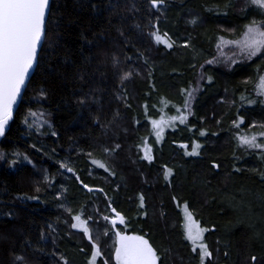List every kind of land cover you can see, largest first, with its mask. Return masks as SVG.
<instances>
[{
	"label": "trees",
	"instance_id": "16d2710c",
	"mask_svg": "<svg viewBox=\"0 0 264 264\" xmlns=\"http://www.w3.org/2000/svg\"><path fill=\"white\" fill-rule=\"evenodd\" d=\"M50 10L43 58L0 139V264H63L61 256L90 264L94 244L101 249L96 264H116V230L144 235L158 249V264H200L184 236V204L209 229L211 264H264V158L237 139L264 124V103L255 95L264 54L235 66L207 63L224 44L220 37L264 20L261 10L250 0H165L159 8L151 0H52ZM149 21L175 41L171 49L149 35ZM200 83L193 115L166 131L159 147L151 144L156 110L184 104ZM30 109L44 114L49 132L23 123ZM148 144L153 161L142 155ZM197 144L199 155H188ZM111 208L124 225L113 228ZM76 214L91 240L71 226Z\"/></svg>",
	"mask_w": 264,
	"mask_h": 264
},
{
	"label": "snow or ice",
	"instance_id": "6c2138e0",
	"mask_svg": "<svg viewBox=\"0 0 264 264\" xmlns=\"http://www.w3.org/2000/svg\"><path fill=\"white\" fill-rule=\"evenodd\" d=\"M151 4L155 8H159L165 4V0H151ZM250 4L258 7L261 13L264 14V0H250ZM228 5H225L227 7ZM213 10L212 8L208 9ZM218 10V6H217ZM50 14V0H0V137L5 136L6 129L9 127V122L13 120L14 109L18 108V101L23 100L22 91L26 89L27 83L30 82V72L34 69V66H39L40 60L43 58V47L47 40V27L46 17ZM192 24H196L197 20L193 19ZM155 30L151 31L149 35L154 38L157 44H164L167 48L171 49L174 46V42L165 32L160 33L159 28L149 21ZM139 27V25H137ZM222 43L233 44L240 50V55L247 60H251L258 55L264 54V20L257 21L252 19L248 24L244 26L242 38L237 40L225 41L223 37L219 38ZM188 47L186 43L182 45ZM219 48V46H218ZM264 58V56H262ZM216 62V59L207 61L212 64ZM234 62V61H233ZM131 73H125L121 76V81L128 79ZM203 78V77H202ZM209 83H211V77H207ZM196 89L187 91V98L184 100V107L189 109L190 113V101L193 98V93ZM256 95L261 98V102L264 103V75H258V83L255 86ZM44 95L43 90L41 92ZM245 100V97H241ZM86 101L81 99L80 104H84ZM247 103H257L254 99H247ZM38 114L31 109L28 112V116L36 117ZM43 116V113L39 114ZM180 120V123H184L187 119L183 114L178 117H172V120ZM46 122V121H45ZM23 123L32 127L29 124V120L25 117ZM153 128L156 130V137L159 138L163 131L164 120L161 118L159 121L153 119L151 121ZM243 123V117H239L238 121H233L234 126L239 129ZM42 126V125H41ZM264 128V124L260 125ZM205 132H201L200 135H205ZM55 136L56 132H52ZM258 136L264 137V132L260 133H244L238 134L237 139L239 144L247 146V149L264 150V142H258ZM187 148V145H182ZM33 149H36V145H32ZM119 148V145H116ZM200 145L197 144L192 152L188 155H199L197 149ZM40 151V149H36ZM105 151H112L105 149ZM55 152V149H52ZM150 147L144 148V159L151 160ZM15 156H21L23 154L19 152L13 153ZM91 156V153H88ZM262 158H264V151L261 152ZM6 154L0 152V160H4ZM23 159L28 163H32L27 155H23ZM17 161L14 159L11 161L12 165H15ZM61 168L66 169L68 172H73V168L69 166L67 162H58ZM93 164H98L100 168H105L104 163H100L97 160H92ZM213 168H219L220 165L213 163ZM171 169H169V172ZM239 171V169H237ZM115 173H113L114 175ZM264 178V173H261ZM79 179V177H76ZM47 180V177H45ZM81 183H83L81 181ZM85 188H89L87 184L83 185ZM40 189L37 188L36 191ZM89 191H92L89 188ZM100 191H103L102 189ZM28 199H38V197H27ZM264 199V196L260 197ZM143 202V196L140 197ZM71 212V209H66ZM81 209V213H82ZM111 212L115 213V218L111 219V225L113 228L119 224H125V218L115 208H111ZM184 231L186 233V239L192 244V251L196 252L199 249L200 264H205L207 260L211 264L213 258V252L209 250L208 244L205 242V233L209 231L208 228L202 227L197 220L193 218V213L189 211L188 205L184 204ZM77 223L72 224L73 228L82 227L85 233H89V239H92L90 229L87 227V221L81 219V214L74 216ZM105 221L109 220L108 216H104ZM107 235V232H105ZM115 261L116 264H158L161 261V256L148 239H145L144 235H128L122 231H115ZM94 251L91 255V264H96V258L101 255V249L99 245L94 244ZM227 255V253H225ZM19 260H23V257H17ZM60 259L63 264H68V261L61 256ZM253 261L257 258L252 256ZM104 264H108L104 261Z\"/></svg>",
	"mask_w": 264,
	"mask_h": 264
},
{
	"label": "rangeland",
	"instance_id": "374dc122",
	"mask_svg": "<svg viewBox=\"0 0 264 264\" xmlns=\"http://www.w3.org/2000/svg\"><path fill=\"white\" fill-rule=\"evenodd\" d=\"M242 33L240 32V33L236 34L235 36H233V38H227V39H225V41H231V40L241 39L242 38ZM168 36H169V34H168ZM172 41L175 44V41L174 40H172ZM215 59H216V62H214L212 64H214V65L216 64L219 67H221V66L224 67L228 63H232V66H235L237 63L249 61V60L245 59L243 56L240 55V50L235 45H233V44H227V43H224V44L221 45V47L219 48V51L217 52V55L215 56ZM202 86H203L202 83H200V84H196V86L192 88V90L193 89H196V91L193 93V98L190 101V113H189V109H186L184 107V104L178 105V107H176V108L173 107V106H169V108H167L166 111L160 110V109L156 110L157 113H158V117H156V118L155 117H151L149 119V122L151 123V121L153 119H156L157 121H159L161 118H163L164 125H163V131L161 132V135H160L159 138L156 137V130L152 126V129H153L152 130V134L153 135H152V139H151V144L152 143H156V146L159 147V145L161 143H163V141L165 139V135H166L165 133H166V131H168L170 129H173V128H175V127L180 126V125L183 124V123H180V120L178 118L176 120H172L171 119L172 117H174V116L175 117H178L179 115L183 114L184 116L187 117V119L185 120L184 123L187 122V120L193 115V109H192L193 102L195 101V98H196L195 96H197L198 93H200V91L202 90ZM255 95H256V93H255ZM256 97L261 101V99L257 95H256ZM186 98H187V96H186ZM262 105H263V103L261 102V106ZM29 124H32L33 125L32 127H29L28 126L29 128H32V129L36 130L40 134H42V132H44V131L45 132H49L51 130L50 124L47 121L45 122V120L43 119V117L40 118V116H38V115L36 117H30L29 118ZM260 132H264V129L261 128V127H257L255 130L252 129V132L251 133H260ZM258 142H264V137H259L258 136ZM148 147H150V149H151L150 155H151L152 159L151 160L145 159V160H147V161H153L154 160L153 153H154V150L155 149L150 144H148ZM241 147L247 148V146H242V145H241ZM250 150L253 151V150H258V149H250ZM258 151H261L262 152L264 150H258ZM142 155L144 157V150L142 151ZM2 161L3 160H1L0 163ZM167 179H168V177H167ZM66 193H67L66 190L65 189H62L61 195L62 196H65ZM181 215L183 216L182 217V219H183L182 220V226H183L184 225V219H185V217H184V206L181 207ZM193 218L195 219L194 215H193ZM76 223H77V221H76ZM76 229H78L79 231L83 230L82 227H77ZM128 235H135V234H128ZM184 236L186 238L185 231H184ZM115 239H116V237H115ZM145 239H147V238L145 237ZM149 242H150V240H149ZM188 242L191 244L190 241H188ZM191 246H192V244H191ZM197 250L199 251V249H197ZM97 259H98V257L96 258V261H97ZM90 264H91V261H90Z\"/></svg>",
	"mask_w": 264,
	"mask_h": 264
},
{
	"label": "water",
	"instance_id": "95a60500",
	"mask_svg": "<svg viewBox=\"0 0 264 264\" xmlns=\"http://www.w3.org/2000/svg\"><path fill=\"white\" fill-rule=\"evenodd\" d=\"M51 4H52V0H50V8H51ZM50 12H51V10H50ZM50 15V14H49ZM49 15L46 17V27H47V24H48V18H49ZM37 68V66H34V69L30 72V80H31V78L33 77V75L35 74V72H36V69ZM30 83V82H29ZM29 83H27V87H28V84ZM27 87H26V89H27ZM26 89L25 90H23L22 91V95H23V98H24V95H25V91H26ZM23 100H21V101H18V108H16V109H14V117H13V120L12 121H10L9 122V124L10 123H12L14 120H15V116H16V114H17V111H18V109H19V107L21 106L20 104H21V102H22ZM7 130L8 129H6V132H7ZM5 132V133H6ZM2 137H0V139H1ZM114 215H115V213H114Z\"/></svg>",
	"mask_w": 264,
	"mask_h": 264
}]
</instances>
